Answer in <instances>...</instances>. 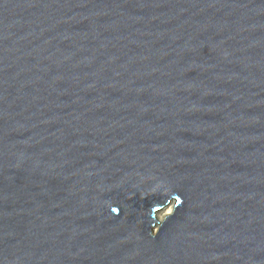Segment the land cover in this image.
I'll return each mask as SVG.
<instances>
[{"label": "water", "instance_id": "water-1", "mask_svg": "<svg viewBox=\"0 0 264 264\" xmlns=\"http://www.w3.org/2000/svg\"><path fill=\"white\" fill-rule=\"evenodd\" d=\"M0 264H264V0H0Z\"/></svg>", "mask_w": 264, "mask_h": 264}, {"label": "bare ground", "instance_id": "bare-ground-1", "mask_svg": "<svg viewBox=\"0 0 264 264\" xmlns=\"http://www.w3.org/2000/svg\"><path fill=\"white\" fill-rule=\"evenodd\" d=\"M174 203L172 202L168 207H166L163 211L156 214V220L160 221L153 229H151L150 234L156 237L158 229L165 222V219L168 217H173L174 215Z\"/></svg>", "mask_w": 264, "mask_h": 264}]
</instances>
